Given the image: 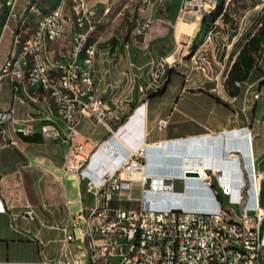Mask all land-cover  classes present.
Masks as SVG:
<instances>
[{"label": "crops", "instance_id": "obj_1", "mask_svg": "<svg viewBox=\"0 0 264 264\" xmlns=\"http://www.w3.org/2000/svg\"><path fill=\"white\" fill-rule=\"evenodd\" d=\"M8 1L0 0V13ZM182 1L87 0L102 21L91 39L97 48L95 89L107 102L128 103L121 121L106 124L83 116L73 140L48 137L41 130L47 117L63 126L50 95L27 80L0 83V111L14 110L13 120L0 128L8 126L16 141L9 143L0 131V200L5 208L0 210V264L59 263L61 227L93 201L88 180H99L104 170H112L114 158L128 157L140 147L146 150L145 173L173 186V195L154 196L152 205L207 208L213 204L210 187L219 190L231 183L236 187L232 195H221L231 209L245 214L257 192L264 213V0H228L227 16L205 22L203 14L216 5L180 17ZM57 2L16 0V11L28 14L23 29L15 22L4 27L0 18V49L6 54L0 67L15 32L28 38L37 19ZM150 17L148 30L139 33ZM73 30L67 24L63 39L50 44L56 55L69 53ZM162 58L173 65L167 83L160 93L147 95L152 64ZM189 139L204 140L183 143ZM76 145L91 157L85 175L64 171ZM184 157L204 158L206 175L186 176L192 167L183 166ZM137 201L139 208L148 205ZM28 208L38 219L22 215ZM72 246L75 254L87 255L84 242Z\"/></svg>", "mask_w": 264, "mask_h": 264}, {"label": "built area", "instance_id": "obj_2", "mask_svg": "<svg viewBox=\"0 0 264 264\" xmlns=\"http://www.w3.org/2000/svg\"><path fill=\"white\" fill-rule=\"evenodd\" d=\"M154 1L164 5L166 0ZM61 2H68L74 24L75 47L71 58L56 55L49 49L50 40H61ZM207 4L212 7L216 0H183L180 17L202 10ZM8 6L4 27L11 20L19 29L27 27L28 14L16 11V0ZM222 16L223 12L217 19ZM152 21L150 17L142 23L139 33H145ZM101 22L97 10L87 0L85 9H76V0H58L42 19H37L36 30L28 38L23 39L20 31L15 32L9 55L0 67V83L5 79L19 83L27 80L32 87H40L50 95L63 126L47 117L41 128L45 136L58 138L65 135L73 140L83 116L95 117L106 124L121 121L125 116L126 101L114 99L107 102L96 92L92 74L96 46L92 52H87L85 60H77L79 42H84L87 31ZM41 60H49V67H41ZM172 66L166 58L152 64L150 81L145 89L147 95L161 91ZM16 99L24 101L17 94ZM13 111L12 107L8 111H0V124L12 121ZM166 123L167 120L161 121V124ZM0 131L9 143L16 144L8 126H1ZM90 159L76 145L66 157L64 171H81L85 175ZM145 160V147H140L128 157L114 158L112 170H104L99 180H88L93 201L87 210L76 212L61 227L64 233L60 252L62 259L56 264H264V239L261 236L264 213L260 211L257 192L254 193V206L246 207L243 215L236 213L219 197L232 195L236 187L231 183L220 185L219 190L206 185L210 187L213 200L207 208L181 204L158 207L151 204L152 194L164 193L162 197L173 195V186L164 185L163 178L146 174ZM199 173L198 178L206 175L204 170ZM115 199L140 200L148 205L126 209L113 206ZM0 210L5 211L1 200ZM249 210L255 214H250ZM22 215L30 220L38 219L32 208L24 210ZM75 242H84L86 256L75 254L72 246ZM40 244L43 247L44 244ZM41 264L55 263L44 260Z\"/></svg>", "mask_w": 264, "mask_h": 264}, {"label": "bare ground", "instance_id": "obj_3", "mask_svg": "<svg viewBox=\"0 0 264 264\" xmlns=\"http://www.w3.org/2000/svg\"><path fill=\"white\" fill-rule=\"evenodd\" d=\"M66 6H68V2L59 3L60 39H63L64 34L66 33L65 30H66L67 24L71 23L74 28V24L71 19L70 8H69V12H66ZM76 9H85V0H76ZM42 18H43V15L39 19H42ZM99 26L100 24H96L95 28L87 31L84 42H79L78 48H77V60H85L87 56V52H92V49L96 46L95 43L91 42V39L95 35H97V33L99 32ZM58 41L59 39L50 40L49 49H51L50 48L51 43L58 42ZM74 47H75V39H74V30H73L71 47H70L69 53L67 55L64 54V58H71ZM41 67H49V60H41ZM204 165H205L204 158L184 157V161H183L184 167H192L197 171H202Z\"/></svg>", "mask_w": 264, "mask_h": 264}, {"label": "rangeland", "instance_id": "obj_4", "mask_svg": "<svg viewBox=\"0 0 264 264\" xmlns=\"http://www.w3.org/2000/svg\"><path fill=\"white\" fill-rule=\"evenodd\" d=\"M23 1L24 0H19V2H23ZM227 1L228 0H216V5L218 3H223L224 4V7H226ZM9 4H10V1H8L4 6H2L4 8V11L2 13H0V18L2 19V23L3 24L6 23V20H7L8 14H9V8H8L9 7L8 6ZM233 8H234V6H232V9ZM10 22L12 23V22H15V21L11 20ZM220 22H223L222 19H220ZM5 56H6V54L0 49V60L4 59ZM147 188L150 189V185H147ZM137 191L140 192L139 190H137ZM163 194L164 193H154L152 195L153 196H161ZM113 206H115V207H122V208H129V209H138L139 208V202L137 200L136 201L121 200V202L120 201L119 202H116L115 204H113Z\"/></svg>", "mask_w": 264, "mask_h": 264}, {"label": "trees", "instance_id": "obj_5", "mask_svg": "<svg viewBox=\"0 0 264 264\" xmlns=\"http://www.w3.org/2000/svg\"><path fill=\"white\" fill-rule=\"evenodd\" d=\"M223 12V17L227 16V9H225L224 7V4L223 3H218L215 8L209 12L208 14L207 13H204L203 16H202V21L205 22L208 18L210 20H213L215 21L218 17V15ZM237 64V61H235L233 64H232V69L235 67V65ZM167 83V81H166ZM166 83L164 84L163 88L161 89V91L164 89ZM160 91V92H161ZM158 92V93H160ZM221 198V196H219Z\"/></svg>", "mask_w": 264, "mask_h": 264}, {"label": "water", "instance_id": "obj_6", "mask_svg": "<svg viewBox=\"0 0 264 264\" xmlns=\"http://www.w3.org/2000/svg\"><path fill=\"white\" fill-rule=\"evenodd\" d=\"M204 139H189L187 141H184L183 143H201ZM185 175L186 176H196L198 177L200 175L199 171L196 170H191V169H187L185 170Z\"/></svg>", "mask_w": 264, "mask_h": 264}]
</instances>
